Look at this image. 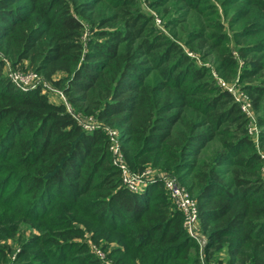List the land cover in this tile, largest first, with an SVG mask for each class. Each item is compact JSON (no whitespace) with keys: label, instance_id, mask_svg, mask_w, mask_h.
Masks as SVG:
<instances>
[{"label":"trees","instance_id":"16d2710c","mask_svg":"<svg viewBox=\"0 0 264 264\" xmlns=\"http://www.w3.org/2000/svg\"><path fill=\"white\" fill-rule=\"evenodd\" d=\"M178 1L190 9L205 2ZM219 2L235 6L229 20L242 24L234 38L247 64L243 77L261 76L244 89L264 152V0ZM150 22L136 0H0V203L10 198L19 216L40 219L44 211L63 224H71L72 210L82 212L93 240L116 242L112 253L124 264H202L161 182L126 189L102 129L86 131L64 103L38 88L23 91L2 74L5 59L28 60L46 78L65 73L54 84L72 107L121 130L132 171L151 165L173 176L189 172L187 190L206 237L203 264H264L262 160L248 120L209 71ZM217 25L207 37L219 69L230 73L238 61L224 24ZM47 251H56L52 264L71 260L57 239Z\"/></svg>","mask_w":264,"mask_h":264},{"label":"rangeland","instance_id":"374dc122","mask_svg":"<svg viewBox=\"0 0 264 264\" xmlns=\"http://www.w3.org/2000/svg\"><path fill=\"white\" fill-rule=\"evenodd\" d=\"M155 1L156 0H136V7L142 13L151 17L150 26L162 32L167 38L179 41L184 47L186 54L194 60L195 65L198 67H204L209 71L210 77L215 80V83L219 86V88L226 90L228 93H230L228 89H231L236 95L245 94L250 101L244 87L247 84H254L257 82V77L261 76H245L244 78L242 75V72L247 64L244 63L245 60L239 57L237 44L235 43L236 40L234 38L235 32L240 30L242 24L233 23L229 20V15L232 14L235 6L227 8L222 6L219 0H205V2L198 5V8L190 9L178 0H171V2L160 0L159 2L162 6L154 8L151 6V3H154ZM165 9H168V12H166ZM172 21H174V24ZM219 21L224 24V29L228 35V41L226 44L230 47L232 53L238 61L237 68L235 71L232 70L230 73L227 71L223 73L219 69V63L216 55L211 50V44L213 41L207 37V33L215 31V28L212 26H219L217 25L219 24ZM84 34L87 36L90 35L88 31H85ZM203 35L204 37L202 38ZM249 39L250 38H247V40ZM187 42H190V45L194 47V49L189 48L190 46ZM2 59L5 58L2 57ZM10 71H35V68L29 65L28 60H24L20 64L13 65L5 59L2 74L7 77ZM37 73L40 77L39 79L41 80L38 87L41 93H44L52 103L65 102V107L78 117V122L83 129L86 128V131L88 132L102 129L103 133L107 130H115L120 139V143H123L124 137L121 136V130H119L115 124L110 125L108 122L95 119L94 117L83 113L82 110L72 107V105L67 101V97L64 93L65 100L57 96L55 90H61V88L56 86L54 81L59 77L64 76L65 73H55L51 79L46 78L43 72ZM44 83L46 86H43ZM221 83L224 85H221ZM230 94L233 96L232 93ZM245 100L247 102L246 98ZM251 108L253 116L256 118L257 112L252 106ZM89 126H92V128ZM246 127H248V122ZM251 141L255 151L264 155L259 138L257 144L252 139ZM126 145L131 144L129 143ZM261 160L262 169L264 160ZM111 164L113 163L111 162ZM146 170H150L152 175L156 177L158 175L168 173L167 171H162L157 167H152L151 165L138 173L140 174ZM175 176L181 185L187 189L191 177L189 172L182 171L180 174H176ZM147 185L148 183L144 184L136 192L138 193L142 191ZM9 188L12 189V186ZM158 188L164 190L162 184ZM191 196H193V194H191ZM8 200L9 201L5 202V205H1L0 203V264H52L57 256L55 255L56 251H53L52 254H48L47 249L52 245V242L55 241V239H57L58 243L64 244L65 255L68 257L71 256V260L66 264L127 263L125 260L124 262L121 260V255L119 253H112L113 249L119 247L116 242L101 239L99 243H97L93 240L92 230L85 226L88 225L87 223L89 221L87 218L82 216V212L75 215L74 210H72L71 213H68V215L72 218L71 224H67V222H64L63 224V218H58L56 215H54L55 218H52V214H50L52 216L45 215L44 211L41 214L42 217L40 219H30L19 216L17 212H13L12 210L14 209L13 207L15 202L10 198ZM48 210H46V212ZM64 231H69L68 234L70 233L71 237L67 240H63V237L60 235ZM42 237L43 239L40 241L41 244L44 239L46 240L44 248L41 249L42 245L38 241ZM37 243L39 244L37 245ZM73 245L76 246L72 248ZM82 253L91 255L92 257L81 260L78 258L77 254L81 255ZM223 255L224 257L226 256L225 253ZM199 257L201 263L203 264V252H200V250Z\"/></svg>","mask_w":264,"mask_h":264},{"label":"built area","instance_id":"2783aa9c","mask_svg":"<svg viewBox=\"0 0 264 264\" xmlns=\"http://www.w3.org/2000/svg\"><path fill=\"white\" fill-rule=\"evenodd\" d=\"M7 77L12 83H14V85L23 91L37 89L41 83V80L39 79L40 77L36 71H10ZM221 85L224 84L221 83ZM43 86H46L45 83ZM228 91L232 93L234 101L238 104L241 112L248 120L247 134L257 144L259 138V129L256 119L253 116L251 103L248 100V97L245 94L236 95L231 89H228ZM55 92L59 98L65 100L62 90H55ZM245 98L247 99V102ZM74 117L76 119L78 118L75 115ZM89 127L92 128V126ZM105 133L108 139L110 160L120 173L122 185L129 191L136 192L144 184H150L155 181L161 182L172 203L183 215L184 229L188 235L197 242L200 252H203L206 245V237L200 230L197 204L189 191L183 185H181L177 177L173 176L172 174L166 173L156 177L152 175L150 170H146L140 174L132 171L125 160L120 139L116 131L107 130ZM260 157L264 160V155L262 153H260ZM261 174L264 184V165L261 169Z\"/></svg>","mask_w":264,"mask_h":264}]
</instances>
